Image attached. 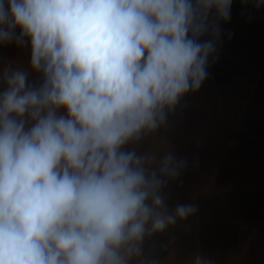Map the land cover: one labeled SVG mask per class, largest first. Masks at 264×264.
I'll return each mask as SVG.
<instances>
[{
	"label": "clouds",
	"instance_id": "9594fccd",
	"mask_svg": "<svg viewBox=\"0 0 264 264\" xmlns=\"http://www.w3.org/2000/svg\"><path fill=\"white\" fill-rule=\"evenodd\" d=\"M231 7L0 0V45L28 52L0 71V264H160L145 242L198 208L167 203L188 162L137 146L206 81Z\"/></svg>",
	"mask_w": 264,
	"mask_h": 264
},
{
	"label": "rangeland",
	"instance_id": "374dc122",
	"mask_svg": "<svg viewBox=\"0 0 264 264\" xmlns=\"http://www.w3.org/2000/svg\"><path fill=\"white\" fill-rule=\"evenodd\" d=\"M221 28L217 59L206 81L182 98L167 127L137 146L140 153L150 149L160 156L168 149L188 162L165 190L167 203L198 205L200 227L209 224L200 238L208 237L213 251L199 245L196 252L211 264H226V254L236 247L231 242L226 247V237L235 232L226 223L242 222L244 234L264 227V7L232 0L231 19ZM1 46L6 53H0V70L17 58L27 63L26 49ZM242 245L238 255L252 253L254 263L264 264V229Z\"/></svg>",
	"mask_w": 264,
	"mask_h": 264
},
{
	"label": "crops",
	"instance_id": "0c3cea01",
	"mask_svg": "<svg viewBox=\"0 0 264 264\" xmlns=\"http://www.w3.org/2000/svg\"><path fill=\"white\" fill-rule=\"evenodd\" d=\"M14 52L17 51H11V53ZM24 52L27 51L25 50ZM0 53H6V50L2 49L1 45ZM17 59L14 60V65L26 66L27 63L23 64L18 62ZM5 67H7L6 64L1 67L0 71ZM32 76L30 79L35 80ZM3 87V84H0V91L3 90ZM176 205L177 204L168 206L169 211H174ZM196 206L198 211L195 215L190 216L184 221L178 222L176 226L170 227L164 233L158 234L150 241L145 242L146 253L149 257H155L160 261V264H190L191 260L199 255V253L196 252L199 245L205 247L207 253H210L209 250L213 251V249H209L208 247L209 238H200V230L205 229L206 232H208L209 224L202 223L203 226L201 225L202 227H200L199 207L198 205ZM226 226L235 231L233 236L226 237V247L230 242L236 245V247H233V254H226V264H251L256 262L257 258L252 253L250 255H238V253L243 250L242 244L245 243L247 237L250 235L256 237L260 236L264 227L262 225L258 226L256 229L251 230V233L244 234L242 231L245 226L242 222L232 221L226 223ZM205 235L207 236L208 234L206 233Z\"/></svg>",
	"mask_w": 264,
	"mask_h": 264
}]
</instances>
